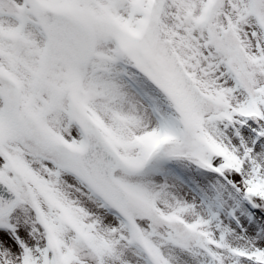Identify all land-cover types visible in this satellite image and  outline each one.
<instances>
[{"label":"snow or ice","instance_id":"1","mask_svg":"<svg viewBox=\"0 0 264 264\" xmlns=\"http://www.w3.org/2000/svg\"><path fill=\"white\" fill-rule=\"evenodd\" d=\"M0 264H264V0H0Z\"/></svg>","mask_w":264,"mask_h":264}]
</instances>
